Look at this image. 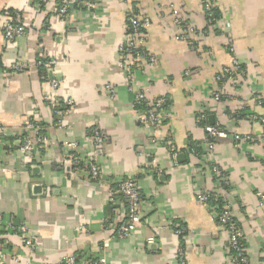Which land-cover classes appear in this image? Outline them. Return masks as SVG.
<instances>
[{
  "label": "crops",
  "instance_id": "obj_1",
  "mask_svg": "<svg viewBox=\"0 0 264 264\" xmlns=\"http://www.w3.org/2000/svg\"><path fill=\"white\" fill-rule=\"evenodd\" d=\"M206 2L96 0L95 10L76 6L61 21L52 7L38 10V0H0V214L26 224L35 246L0 232V249L9 246L0 264H55L102 251L110 264H179L181 246L187 264H231L227 232L213 206L197 198L221 189L249 264H264V0H210L217 28L208 24ZM172 14L192 30L190 40L177 39ZM13 16L22 18L26 34L8 42L4 20ZM131 16L150 20L145 48L156 59L154 66L141 62L144 71L136 72L132 88L118 53ZM40 54L59 61L58 91L35 66ZM235 60L246 74L241 94L217 102V91L232 88L218 84L217 76ZM19 62L29 69L13 71ZM144 91L149 101L169 102L156 143L138 122L136 95ZM68 100L74 105L67 107ZM56 103L70 108L59 118ZM201 114L207 126L226 134L215 140L211 159L193 152L195 144L207 145ZM32 120L43 123L49 144L29 155L19 147ZM93 128L106 141L98 153L104 180L70 173L62 164V144L76 140L90 148ZM111 178L134 179L144 201L142 225L127 239L105 228V221L126 212L124 204H108ZM177 229L186 232L182 240ZM151 237L156 243L148 244Z\"/></svg>",
  "mask_w": 264,
  "mask_h": 264
},
{
  "label": "built area",
  "instance_id": "obj_2",
  "mask_svg": "<svg viewBox=\"0 0 264 264\" xmlns=\"http://www.w3.org/2000/svg\"><path fill=\"white\" fill-rule=\"evenodd\" d=\"M58 1V2H57ZM205 11L207 21L210 27L217 28L219 20L216 19L215 7L207 0L205 4ZM82 6L89 11L95 10L97 7L96 0H38L35 7L40 10L42 8L52 7L53 13L56 14L61 21H64L70 12L76 7ZM175 19V24L180 28V35L178 40L188 41L194 34L191 29L186 28L181 20L177 16L172 14ZM150 20L148 18L139 19L131 16L127 19L125 26V42L121 44L118 49L119 60L121 64L129 71V77L131 81V88L133 85V79L137 71H144L141 62L146 61L148 65L154 66L156 64L155 57L151 56L145 44L148 36V28L150 27ZM220 27V26H219ZM4 38L8 42H14L20 37L26 34V29L22 25V18L20 16H13L4 20L3 26ZM232 49V48H231ZM35 66L44 70L43 79L47 82L53 91H58L61 86V81L57 76V68L59 61L56 58L48 57L47 55L40 54L36 60ZM11 69L15 72H26L29 67L25 63H16ZM245 71L242 69L239 61L235 60L232 66L225 68L218 76L217 82L222 87L225 85L231 88L230 92L219 90L214 94V99L217 102L220 101H233L235 97L240 93L243 88ZM111 93H114L112 87L108 88ZM136 105L138 110V122L141 126L148 128L152 131L153 142H157L156 131L161 124L162 120L166 118L169 113V102L166 98L160 97L153 101L148 100V91L139 92L136 95ZM259 104L261 99L257 98ZM55 115L59 116L57 110V104H52ZM74 105L73 100L66 101V106L71 107ZM201 120L206 118L205 114L199 116ZM264 125V119H260ZM61 124V120L58 121V125ZM44 126L41 121L32 120L26 126V132L21 137L20 151L25 154H34L40 148H43L49 144V138L44 135ZM207 137L210 139L207 143V156L213 158L215 152V140H219L226 136L218 126H206L205 127ZM4 128L0 126V134H2ZM239 139V137H236ZM89 146L83 147L78 141H67L61 146L63 152V165L68 169L70 173L75 172L85 176L92 180H104V176L101 167L98 163L99 151L106 144L105 137L98 128H93L89 134ZM1 138H0V145ZM206 146V145H205ZM83 147V148H82ZM154 172H161L156 169ZM212 172L217 175L218 178L222 177L219 167L214 163ZM107 182L113 186V191L109 194L108 204L110 206H117L124 204L126 212L124 217L117 219L116 221H105V228L109 231H116L117 238L127 239L133 236L140 225H142V216L140 214L143 199L139 191L137 182L132 178H117L107 179ZM220 192H202L198 195V201L202 204H210L214 202L213 206L215 216L220 227L225 230L229 236L228 240V253L231 258V264H249V259L246 253L244 236L234 222L231 214V206L228 204L227 199ZM218 204L220 207H218ZM220 208V209H219ZM5 232L9 235H18L22 238L26 246L35 249L31 235L29 234L26 224H17L7 217L0 214V232ZM176 234L181 240L186 235L185 230L177 229ZM148 244L156 243L155 238L151 237L147 240ZM6 255H9V248L5 245L0 249V259H3ZM178 263L187 264L185 260L184 247H179L178 250ZM55 264H110L103 254V251L96 254H79L69 255Z\"/></svg>",
  "mask_w": 264,
  "mask_h": 264
},
{
  "label": "trees",
  "instance_id": "obj_3",
  "mask_svg": "<svg viewBox=\"0 0 264 264\" xmlns=\"http://www.w3.org/2000/svg\"><path fill=\"white\" fill-rule=\"evenodd\" d=\"M215 14H216V19L217 20H219V17L217 16L218 14H217V12H216V10H215ZM243 69V68H242ZM40 72H41V76H42V78H43V75L45 74L44 73V70H42V69H40ZM57 104V106H56V108H57V110L61 113L62 111H64V109L65 108H60V107H58V106H60V105H58V103H56ZM66 105V104H65ZM260 105H263V102H262V100H261V104ZM68 109H70V108H66L65 110H68ZM207 122H208V117L206 116V118L204 119V120H200V124L201 125H203L204 127H206L207 126ZM44 126V125H43ZM45 130V129H44ZM43 134H44V131L42 132ZM44 135H46V134H44ZM47 136V135H46ZM209 138L207 137V139H206V143H208L209 142ZM207 146V145H206ZM206 146L205 145H202V144H200V143H197V144H195L194 145V148H193V152L195 153V154H197V155H201V154H205L206 155V157H207V153H206V151H207V149H206ZM210 205L211 206H215V205H217V204H215L214 202H210ZM218 207H220V205L218 204ZM220 209V208H219ZM2 232V231H1ZM9 247V246H8Z\"/></svg>",
  "mask_w": 264,
  "mask_h": 264
},
{
  "label": "water",
  "instance_id": "obj_4",
  "mask_svg": "<svg viewBox=\"0 0 264 264\" xmlns=\"http://www.w3.org/2000/svg\"><path fill=\"white\" fill-rule=\"evenodd\" d=\"M211 121H213V118H211Z\"/></svg>",
  "mask_w": 264,
  "mask_h": 264
}]
</instances>
